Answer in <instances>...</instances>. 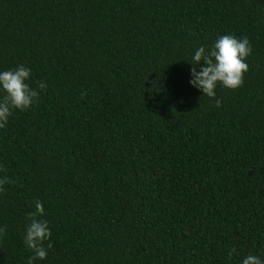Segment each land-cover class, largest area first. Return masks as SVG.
I'll return each instance as SVG.
<instances>
[{
    "label": "trees",
    "instance_id": "1",
    "mask_svg": "<svg viewBox=\"0 0 264 264\" xmlns=\"http://www.w3.org/2000/svg\"><path fill=\"white\" fill-rule=\"evenodd\" d=\"M224 35L252 53L216 107L190 62ZM19 65L47 88L0 129V264H27L36 200L34 264L264 261V0H0V72Z\"/></svg>",
    "mask_w": 264,
    "mask_h": 264
},
{
    "label": "clouds",
    "instance_id": "2",
    "mask_svg": "<svg viewBox=\"0 0 264 264\" xmlns=\"http://www.w3.org/2000/svg\"><path fill=\"white\" fill-rule=\"evenodd\" d=\"M251 53V44L246 36L237 39L232 35H224L219 37L210 50L204 46L197 48L190 62L193 65L190 84L202 91L203 96L215 99V106L220 107L222 101L216 99L217 86L222 85L231 90L242 87L244 75L249 70L246 60ZM30 79L31 69L24 65L0 72V91L4 92L3 97L0 98V129L6 128L9 118L13 116L15 110H31L39 101L40 92L47 88V84L43 81L37 83V88H33L28 82ZM0 172H6L2 165H0ZM14 183L15 181L6 175L0 177V194L5 193V185ZM43 216H45L43 204L36 200L35 211L27 215V220L30 223L26 228L23 241L32 252L27 264L45 260L48 256V249L53 248V244L50 242L52 232L49 222L41 219ZM6 231V226L0 227V238ZM45 242H48L47 247H45ZM233 253H236L235 248L229 252V259L232 258ZM242 264H264V261L250 254L243 259Z\"/></svg>",
    "mask_w": 264,
    "mask_h": 264
}]
</instances>
